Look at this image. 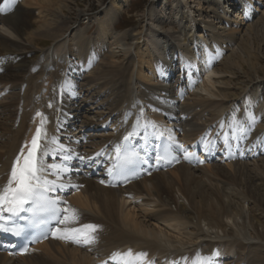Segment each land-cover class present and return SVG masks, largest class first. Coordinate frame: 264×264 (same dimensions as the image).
Instances as JSON below:
<instances>
[{
	"label": "bare ground",
	"instance_id": "1",
	"mask_svg": "<svg viewBox=\"0 0 264 264\" xmlns=\"http://www.w3.org/2000/svg\"><path fill=\"white\" fill-rule=\"evenodd\" d=\"M126 1L111 0L110 7L105 10V18L97 22L95 38L91 40L86 39L82 34L78 35L71 43L74 49L70 54L67 45L68 40L63 36V33L71 24L67 19L59 17L52 11L56 9L58 12L66 14L65 10H69L70 2L68 0H0V7L4 9L0 12V82H11L15 85L18 80L20 81L18 88L13 86L15 90L11 91V100L0 109V188L7 183L11 163L20 147L24 145L25 141L31 139L35 128L40 125L43 118L42 127L48 137L45 150L49 153L42 156L44 167L48 168L49 165L55 164L61 168H67V171L57 180V184L65 186L60 193L61 196L71 194L68 197L65 196V200L70 202L71 207L73 206L78 210L76 212L78 218L71 219L65 226L69 228L85 224L98 226L95 232V241L91 245L71 247L60 238L50 239L34 247L33 253L22 257L13 258L0 250V264H97L100 260H108L113 264H127L128 261H136L139 253L146 254L139 258L143 264H211L213 262L210 261L208 255L213 249H209V247L221 245L222 250H218L219 253L216 255L222 260L227 259L225 255H231L232 248L224 241H217L214 245L211 242L207 243V239L214 242L215 238H221L219 234L222 237L230 238L233 236V230L240 235L243 234L241 231L244 227L251 228L253 233L251 232L249 235H252V238L262 239L261 231L264 232V213L262 214L264 212V179L257 174V171L264 174V99L260 92L262 81L258 80L261 77L253 60L258 57L251 53V41L236 43L235 49L233 48L231 53L225 56L222 55L221 49L213 51L216 47L215 44H219L220 41L234 42V34L241 30L242 24H245L243 21L242 23L236 22L237 19H240L238 13L234 15L235 21L231 23L233 26L228 29L226 35L215 34L214 32L210 36L206 35V28L210 30L212 27V24L206 23L202 26L206 30L205 33H198L197 35L200 48L195 46L192 50L187 49L183 54L189 63L187 72H191L193 77L197 74L195 70L204 75V79L202 78L200 83L201 88H199L205 92L207 97H194L190 103H185L186 109L193 107L194 109L199 108L200 111L209 112L210 119H204L201 124L205 125L207 121L215 120L221 109L227 107L226 100L230 102L229 107L233 100L239 98V105L235 106V111L239 115L235 116L234 121H232V126L236 128L235 146L230 144L228 148L224 146L221 156L225 157V167L231 173V176L226 179L235 188H242L241 193L233 188L229 191L227 188H220L218 184L212 182L213 177L221 176L217 165L213 164H207L205 170H202L204 175L208 177L212 188H203L201 180L195 179L194 171L199 169L196 164L189 166L183 163L167 170L166 173L156 172L159 167L150 162L144 163L136 172L141 169L146 170V173L151 172L149 177H140L116 185L107 184L106 166L111 162L110 155L112 152L108 157H106L107 154L103 155V153L97 156V152H92L91 147V149L87 148L89 149L87 151L86 148L76 147V144L68 141L72 147H75H73L75 150L70 151L67 149V143L63 145L59 143V136L64 137L65 141L68 139L67 137L80 138L86 134V128L104 125L106 121V119H102L93 122L85 119L81 121L80 127H73L70 124L67 127L65 125V107L63 111H58L59 100L57 102V96L59 98V95L52 88L55 86V79L60 78L61 71L66 66L71 65V55L78 57L81 66L86 71L84 75L91 76V78L104 77L105 74L108 75L109 71L111 73L116 68L119 71L122 66L115 63L119 54L131 55L126 59V71L129 77L126 79L127 87L124 91V100L118 105L122 114L121 117L118 115L117 118H121L122 125L115 128V121L109 124L115 128L114 133L115 130L117 132L115 135L114 133L108 136L88 134V138L85 140L91 141L93 148L96 149L99 146L102 152L113 150L116 139H121L131 133L134 137V144L138 146L141 143L142 148L147 150L158 134H166L167 137L171 135V128L169 130L163 128L166 116L153 112L152 108L156 104L154 100H151L154 105L149 110L150 112L147 111L144 104L140 106L141 102H138L134 109L130 105L135 95L133 91L135 87L138 88L137 83L152 84L153 78L156 76L157 62L162 60L164 62L162 66L165 67L168 63L162 58L164 57V49L161 52L156 51L158 44L153 38H143L144 40H142L139 33L130 34L129 32H125L121 37L114 36L113 38L115 19L122 9L121 3H126ZM206 1L211 3V13H213L211 17L213 19L219 18V21L229 23L224 16L235 7L232 0ZM221 1L226 3L221 6L224 16L214 11V6L218 7ZM237 1L243 7L245 17L248 19L251 17L252 5H258L262 0ZM193 2L197 8L192 10L189 7L190 16L194 11L200 10L201 0H193ZM30 8L37 10L40 25L27 31L25 30L27 28L25 20L26 13ZM261 17L263 23L264 11ZM191 26V32H193L196 31V28L198 29L199 24L195 22ZM220 28L222 31H226L225 26ZM245 30L249 38L254 35L258 39L259 29L253 23L246 24ZM112 32L113 35L111 36ZM82 33L85 34V31L83 30ZM28 36L53 39L52 45L45 51H41L37 57V62L29 68L30 61L25 56L29 51V46L23 43L24 40L27 43L30 42L27 40ZM95 39L97 42H94ZM261 42V45L264 46V41ZM29 45L31 44L29 43ZM106 47L111 50L108 54V58L111 59L110 65L101 70L100 73L98 71L99 74L94 73L96 71L93 72V70H96V67L93 69L92 66L98 60V53L99 51L102 52L103 49L106 50ZM169 52L171 53V49ZM178 58L179 56L176 57V61ZM178 63L181 65L184 63L182 56ZM53 65L56 69L53 68ZM110 75L114 77L116 73ZM213 75L225 77L221 80H212ZM63 86L67 89L68 84L64 82ZM230 87L233 88L230 89ZM86 91L88 89H85ZM167 92L170 95L169 100L173 101L182 94V90L172 93L171 88ZM174 94L177 98H174ZM212 98H219V101ZM160 103L162 105V102ZM47 104H51L50 109L46 107ZM13 105L16 106V109L11 111L10 107ZM173 110H167L164 114L171 116ZM37 111L41 112L43 117H37L35 115ZM172 116L176 117L174 114ZM168 121L170 122V120ZM116 122L120 121L117 120ZM218 124L219 120H216V125ZM225 124L223 123L222 127ZM197 127L194 126L193 128L198 129ZM240 130H242L241 134H239ZM192 134L193 132L188 129L183 136L189 137ZM227 135H230L229 128H227ZM90 137L92 140L89 139ZM238 147L241 148L243 155L254 153L257 156H263L259 157L258 160H253L256 164L255 167L248 169L246 162H239L242 152L238 151ZM212 149L210 148L209 151ZM227 149L230 151V157L226 158ZM195 150L193 148L192 151H189L190 157H194ZM146 155L147 153L143 156L144 159ZM65 156L70 158L65 160ZM81 157L84 159L82 160ZM208 157L210 159L211 154ZM258 162L261 165L258 166ZM80 165H84L86 168V175H84L85 171H80ZM99 166L101 171L93 175L92 173L96 172ZM254 171L257 173L251 176L250 174ZM53 173H55V169L46 172L45 175L49 179H57ZM132 173L130 172V174ZM81 184H85V187L81 188ZM67 185H74V187H67ZM173 189H176L178 195L176 198L171 195ZM138 197H141V203L137 205L134 202ZM59 198L61 197L59 196ZM183 201H186L187 205ZM245 201L253 203L261 213L257 216L251 206L247 208L249 212L243 214L242 203ZM136 205L141 207L140 211L135 210ZM240 218L241 221L239 222ZM201 223H204L202 226L205 229L201 228ZM231 224L235 228L232 230L230 227L229 230H226L225 228ZM184 225L191 226V229L184 231ZM236 233L235 235H237ZM199 240L204 241V245H209L207 250L201 251L193 248L194 245L200 243L194 244L195 241ZM230 242L233 241L230 240ZM263 242L260 241L258 249L250 250L254 256L264 254ZM129 250H131V256L121 255L128 253ZM246 258L248 259V257ZM245 264H255V261H248ZM256 264H264V261L260 260Z\"/></svg>",
	"mask_w": 264,
	"mask_h": 264
},
{
	"label": "rangeland",
	"instance_id": "2",
	"mask_svg": "<svg viewBox=\"0 0 264 264\" xmlns=\"http://www.w3.org/2000/svg\"><path fill=\"white\" fill-rule=\"evenodd\" d=\"M68 1L70 2L69 10L67 9L65 10L66 14H62L58 12V10L56 9H53L52 11L58 14L59 17L67 19L69 21V24H71L70 27L63 33V36L66 37V39L68 40L67 45L69 47L70 54H72L74 46H72L71 43L73 39L78 37V35L82 34L83 37H85L86 39H91V40L95 38L96 28L98 27L97 22L105 18V10L110 7L111 0H68ZM263 2L264 0L260 1L258 5L256 4L252 5L251 10H250L251 17L246 19L245 17L246 14H244V12L242 13L239 12L238 8L236 7V5H238L237 0H232L233 6L235 7H233L232 10L230 9V11L226 13V16H224L225 14H223L221 6L225 5L226 3L221 1L218 7L214 6V11L219 12L221 16H224L226 20L229 21V23L219 21V18L213 19V17H211V15L213 14L211 13V7H210L211 3H209L206 0H201L200 10L196 12L194 11V13L191 14V16H194V17H191L190 11H188L189 7H191L192 10H195L197 8L195 7V3L193 2V0H127L126 3H121L122 9H120V12L118 13V16L115 19L116 25H115V29H113L114 35L112 32L111 36L113 35V38L114 36L121 37L125 32H129L130 34L139 33V37L142 40H144L145 38L147 39L153 38L154 41L157 42L158 44L157 46L158 50L156 51L161 52L164 49V55H163L164 57L162 58L168 63L167 67L162 66L164 65V62H162V60H159L160 62H157L158 63L157 66L155 63V66L157 67L156 68L157 71H156V76L153 78L152 84L139 83V82L137 83L138 88L135 87L133 91L135 95L133 96L134 98L130 102V105H132V109L136 108L137 106L136 104L138 102H141L140 106L144 104L147 111L150 112L149 110L151 109L152 105H154L153 103L156 102V104L152 108L153 112L161 113L162 115L166 116V122H164L163 128H168V130L171 128L170 129L171 136H172V133L175 136H177L179 133L181 137L186 139L184 141L185 145L186 143L190 144L189 142L190 140L194 139L195 136L203 133L204 131L206 132H208L209 130L211 131L215 127H216L215 130H216L217 126L221 125L223 120L229 121V122H232V120L234 121L233 118L239 115V113H236L237 111H235V106L239 105V98H237L236 100H233L232 104L229 107L228 105L230 104V102L226 100L225 102H227L226 104H228L227 107L221 109L219 116L216 117L215 120L213 121L211 120V122L207 121L208 124L206 123L205 125L201 124V122L204 121V119H207V120L210 119L209 112L200 111L199 108L194 109L193 107H191L190 109L189 108L186 109L187 107L185 106V103H190L194 97H197V98L200 96L207 97V95L205 94V92L200 90L201 88L200 83L204 79V75L200 72V73H197L196 76L193 77L191 72L190 73L187 72V67L189 68L188 66L189 64L186 61L188 59H186V56H184L185 54L184 51H186L187 49L192 50L195 46L197 48H200L199 40L197 37L198 33H205V31L207 30L206 35L208 36H210L212 32H214L215 34L222 33L221 35H226L228 29L233 26V24L231 23L235 21L234 15L236 13L240 15V19H237L236 22L242 23L243 21L245 22V24H242L240 27L241 30L234 34L235 35L234 36L235 38L233 37L235 39L234 42H230V41L221 42L220 41L219 44L217 45L215 44L216 47L213 49V51H216L217 49H221L222 55L225 56L231 53L232 49L233 48L235 49L238 43H246V42L251 41L252 42L251 43L252 49H250L251 53L252 54L254 53L258 57V58H254L253 60L256 64V67L259 71V75L261 77L258 80L262 81L260 85V92L262 94L261 97L264 99V46L261 45L262 44L261 41H264V21L262 23L260 19L262 18L261 17L262 12L264 11ZM26 14H27V17L25 21L27 23V28L26 29L24 28L25 30L30 31V30H33L35 27H38V25H40V21L38 20V12L36 9L30 8L28 9ZM192 20H194L196 24L197 23L199 24L198 29L196 28V31L195 30L193 31L194 33L191 32L192 30L191 25L195 23ZM206 23L212 24V27L210 30L207 28L206 30L205 28H202V26L206 25ZM248 23H253L259 29L258 39L254 35L249 38V36L246 34L247 31L245 30V26ZM190 26H191V29H190ZM222 26L226 27V31H222V29L220 28ZM83 30L85 31V34L82 33ZM29 36L27 37V40L30 41L29 43L31 45H29V43H27L25 40L23 41V43L28 44L29 46V49H28L29 51L25 54L26 59L30 61L28 64V68L30 66H33L37 62V57L39 56L41 51H45L53 43V39H50V38H46V37L41 38V37H34V36L29 37ZM195 40H198V41H195ZM94 42H97V40L95 39ZM96 47H97V44H96ZM108 49L109 47H106V50L103 49L102 52L99 51L98 60H96V62L92 66V68L96 67V70H93V72L96 71L94 73L99 74L101 70L108 68V66L110 65L109 62L111 59L108 58V54L110 53L111 50L110 49L108 50ZM170 49H171V53L169 52ZM129 56L131 55L128 54L124 56L122 54H119V58L116 60L115 63L117 65H121L122 68L119 71H117L118 68H116L113 72L111 71V73L114 75L116 73L114 77L110 75L111 73L109 71L107 73L108 75L105 74L104 77L101 76L98 78H91V76H85L84 74H86L85 73L86 71L81 66L78 57L72 56V55L70 56L71 65H69V67L66 66L65 69L61 71L60 78L55 79V86L52 88L53 90H56L57 94L59 95V98L57 96V102L59 100V104L57 105L58 111L59 112L63 111V108L65 107L64 122L67 127H68V124L72 125L73 127H77V126L80 127L81 121L85 119L93 121V122L101 121L102 119H108L107 122H110V121L116 122L117 120L121 122V118H118L117 120L115 119L117 118L118 115L119 117H121V114H122L120 113L121 110L118 109L119 107L118 105L122 102V100H124V96H125L124 91H125V88L127 87L126 79L127 77H129V74L126 71L127 70V63H126L127 60L126 59ZM178 56L179 58L181 56H184L183 58L184 63L182 65L178 63L179 58H178V61H176V57ZM53 68H55L54 65H53ZM246 68H248V66H246ZM173 70L174 72L172 73ZM212 77H213L212 80H217V79L221 80V78L223 79L225 76L213 75ZM226 77H227V74H226ZM133 80L135 81L134 78ZM64 82L68 84L67 89L65 88L66 85L65 87L63 86ZM59 84L60 86H58ZM19 85H20L19 80L16 82L15 85H13L11 82H8V83L0 82V109L3 105L8 103L9 100H11V95H10L11 91L15 90L14 87L18 88ZM215 85L219 86L218 84H215ZM170 88L172 90V93L173 92L176 93L177 91L182 90V94L180 95L181 98L178 97V99H175L174 101L169 100L170 95L168 94L167 90H169ZM232 88L233 87H230V89ZM85 89H88V91L85 92ZM53 92L55 93V91ZM174 96H175L174 98H177L176 94H174ZM141 98L143 101L141 100ZM212 99L219 101V98H212ZM151 100H154V102ZM159 100L160 102H162V105L159 102ZM47 106H48L47 108L50 109L49 104H47ZM10 109L11 111H14L16 109V106L13 105L10 107ZM170 109H174L173 114L174 116H176L175 118L172 116L173 114H171V116L170 115L167 116L164 114L167 110H170ZM225 111H227L226 114H225ZM198 115H200V117H197ZM220 117H222L221 121H219L220 124L216 125V120H219ZM224 117H226V119H224ZM168 120H170V122ZM188 122H190V124H188ZM120 125H122V122L120 123ZM120 125L118 124L116 127ZM82 126L83 124L81 125V127ZM101 126H104V125H101ZM194 126H198L197 127L198 129L193 128ZM188 129H190V131L193 132L192 136H189L190 139L187 138V136H183L185 134L184 132L183 133L180 132V130L187 132ZM235 131H236V128L234 130V128L230 127V134H231L230 142H232V144H233L232 134H234ZM85 132L86 134L80 136V138L67 137L68 139L66 141L64 137L59 136L58 141L62 145L67 143L66 144L67 149L70 151L75 150L74 149L75 147L73 146L74 147L73 148L69 144L68 141H71L73 144H76L77 145L76 147L78 146L80 148L84 147L86 148L85 150L88 151L89 149L87 148H90L91 145L89 144H86L87 146L82 145L83 142H81V139L83 141V137L88 138L87 136L88 134H93L94 136H104V133L106 136H108L109 134L112 133L111 130H107L103 132L102 130H98L97 127H92L90 129L86 128ZM218 134H220V136L213 133L209 137V140L214 141L216 143L218 136H219L220 141L224 142L229 136L227 135V130L223 131V129L220 130ZM89 139L92 140L91 137ZM97 141L99 142V140ZM87 143H89V141H87ZM91 148H92V152H97V153H99L102 150L99 146L96 147V149L93 147ZM205 148L207 149L208 152H211V158L208 159L209 157L207 155V158L205 160H203L200 157L201 161H196V165H197L196 167H199V169L198 171H194L195 179L197 181L201 180V184L203 188H212V186L209 184L208 177L204 175V171L202 170H205L207 164L217 165L216 167L219 169V173L221 176L213 177L212 182L218 184L220 188L221 187L227 188L228 191L233 188L237 190L238 193L239 192L241 193L243 191L242 188H239V189L235 188L233 185L229 184L228 180L226 179L227 177L231 176V173L225 167V164H226L225 157L223 156L224 157V160H223V157L220 156V154L219 155L216 154L217 152H215V154L212 155V152L214 153V150H213L214 148L211 151H209L210 148H207L206 146ZM98 149H100L99 152H98ZM192 149L193 147H189L188 149L187 147H184L182 152H184V155H185V150L189 152V151H192ZM216 149H221V147H218ZM100 153H102V151ZM242 156H244L243 152L241 153V156H240L241 158L239 162H246L248 164L247 168L252 169L256 165L254 164L253 160L255 159L258 160V158L262 157L263 155L257 156V155H254L253 153H247L244 157ZM180 163H183L189 166L195 165V163H192V161L190 160H186V161L181 160L179 164ZM257 165L259 166L261 165V163L258 162ZM167 170H170V169L161 171L159 168L156 170V172L158 171V172L166 173ZM80 171L82 170L80 169ZM257 172L254 171L250 175L254 176L255 173H257L259 174V176L262 177V179H264V174L259 171ZM149 173L151 174V172ZM146 174L148 173L143 174L142 177L150 176V174L149 175H146ZM140 177H138L137 179H139ZM82 185H84L85 187V184H81L80 186ZM171 195L174 198L178 196L176 193V189H173L171 191ZM183 202L187 205L186 201H183ZM134 203H137V205L140 204L141 197L136 198ZM242 205L244 207L243 214L248 213L249 211L247 208L251 206L253 207L255 214L257 216L261 213V211L258 210L257 206L253 205V203L249 201H245L244 203H242ZM140 208L141 207L137 206L135 207V210L140 211ZM263 213L264 212H262V214ZM240 221H241V218L239 219V222ZM203 224L201 223V228H204L202 226ZM230 227L232 228V230L235 228V226L231 224V226L229 225L225 229L229 230ZM183 229L184 231L185 230L188 231L191 229V226L188 227L184 225ZM238 231L240 232L241 230H238ZM241 232H243V234H245L246 236L243 235L242 233L239 235V233H236V231L233 230V236L230 238L222 237V235L219 234L221 238L220 239L215 238L214 242L211 241V239L209 240L207 239V243L211 242L212 244L215 245L216 244L215 242L217 241H224L228 245L231 246L232 253L230 257L232 258H229L225 261L222 260L223 262H221V264H245L248 261L252 262L253 260L255 261V264H256L260 262V260L264 261V254H262L263 256L259 254L254 256L250 252L251 249H254V248L258 249V245H260V241H264V232L261 231V234L263 235L261 236L262 239L252 238L253 236L249 235L251 234V232L253 233L250 227L242 228ZM235 233L237 235H235ZM241 235L244 237H242ZM230 240L233 242H230ZM197 242H200V243H197ZM203 242L204 241L201 242V240L195 241L194 244L196 243L197 244L194 245L193 248L195 247L196 249H199L201 251L207 250L206 248L209 247V245L208 244L204 245ZM233 247H234V250H233ZM210 248L212 249L215 248L216 250L215 246H211L209 247V249ZM261 251H263V249H261ZM213 255L210 254L209 256L210 261L213 262L211 264H220L221 258L217 255H216L217 258L220 259L219 261H216L217 260L216 257H215V260H211V259H214L215 255L214 256ZM246 257H248L249 260Z\"/></svg>",
	"mask_w": 264,
	"mask_h": 264
},
{
	"label": "snow or ice",
	"instance_id": "3",
	"mask_svg": "<svg viewBox=\"0 0 264 264\" xmlns=\"http://www.w3.org/2000/svg\"><path fill=\"white\" fill-rule=\"evenodd\" d=\"M4 11L0 7V12ZM51 107V104H49ZM37 117H43V114L39 111L35 114ZM43 118L40 125L35 128V132L32 134L31 139L25 141L24 145L20 147L19 152L16 154L15 159L12 161L10 171L8 173L7 183L0 188V231L8 232L13 236H19L25 226H16L14 222L10 227H5V214H8V218L18 216L21 212H27L32 210V222L29 226L38 227L44 225L47 222V218H51L58 225H67L71 219L78 218V214L74 209L64 208L60 209L58 204L60 201L56 198H51L49 193L59 190H63V187L57 184L59 177L67 171V168H61L58 165H49L48 168L44 167L42 156L48 155L46 152L47 147V133L43 129ZM131 135V133L129 134ZM180 149H184L183 145H178ZM229 145L225 142V148ZM102 153H97V156ZM191 154L185 150V158H189ZM70 157L65 156L67 160ZM83 160L84 158L81 157ZM119 163L108 171L114 175H121L124 169L136 163L140 160L139 156L135 153L126 154L123 159L117 158ZM164 159L163 156L157 155V163ZM143 163L147 164V160H143ZM55 169L54 175L57 179H49L46 172ZM104 183V181H101ZM67 187H74V185H67ZM63 203H67L64 201ZM29 205L30 208L25 206ZM37 213L45 214V218H38ZM63 217L62 219L60 217ZM98 226L94 224H85L80 227H56L52 232L56 238L64 239L69 242L76 243L78 245H91L95 241V232ZM57 234H59L57 236ZM27 252V248L21 249V254ZM131 256V250L128 253L121 254ZM144 253L137 254L136 261H128L127 264H143V261L139 259L145 256ZM114 259V257H113ZM101 264H106L105 261H101Z\"/></svg>",
	"mask_w": 264,
	"mask_h": 264
}]
</instances>
